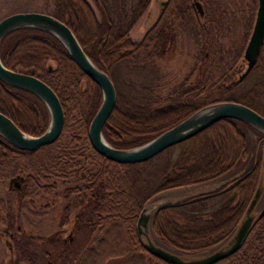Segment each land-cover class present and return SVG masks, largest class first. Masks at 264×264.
I'll return each mask as SVG.
<instances>
[{
  "label": "trees",
  "instance_id": "obj_1",
  "mask_svg": "<svg viewBox=\"0 0 264 264\" xmlns=\"http://www.w3.org/2000/svg\"><path fill=\"white\" fill-rule=\"evenodd\" d=\"M149 1L135 0L127 6L126 0H93L99 16L86 0H50V9L41 10L71 29L84 52L113 83L115 102L101 126L104 139L117 147L140 144L198 107L222 100L221 96L231 93L249 74L254 75L250 86L226 99L264 116V35L255 63L240 79L234 78L256 0H249L241 42L220 55L218 66L214 63L217 18L210 0H199L201 17L191 0H166L154 23L137 41L131 40L128 32ZM185 20L194 22L190 35L196 45L194 64L202 60L200 77L187 83L191 70L165 95L153 97L145 87L125 96L118 86V65L152 66V58L162 56L175 41V22ZM0 60L44 81L57 95L63 112L60 133L48 144L19 149L0 137V223L14 217L13 201L19 216L35 215L44 206L38 196L57 192L65 200L62 219L82 234L75 249L56 231L46 236L53 257L63 264H171L148 252L138 240L135 220L145 200L167 188L214 180L234 168L248 156L247 129L258 135V143L264 141L248 124L224 117L146 160L116 162L98 153L87 137L100 89L54 36L32 27L11 30L0 39ZM213 92L217 97H211ZM159 100L168 104L154 107ZM0 111L29 134H39L48 122L46 106L35 94L2 81ZM260 165V155H255L247 169L217 188L154 211L150 228L155 240L178 253H195L221 242L241 217ZM12 177L22 179L14 188L5 187ZM212 264H264V214L255 219L236 251Z\"/></svg>",
  "mask_w": 264,
  "mask_h": 264
},
{
  "label": "water",
  "instance_id": "obj_2",
  "mask_svg": "<svg viewBox=\"0 0 264 264\" xmlns=\"http://www.w3.org/2000/svg\"><path fill=\"white\" fill-rule=\"evenodd\" d=\"M165 1L162 0L161 4L164 5ZM191 2L201 17L203 10L200 1L191 0ZM23 27L41 29L54 36L62 44L73 62L98 85L101 98L89 121L87 137L90 145L110 160L120 163L146 160L164 148L190 137L214 121L224 117L243 121L264 137L263 115L241 102L222 99L198 107L170 127L140 144L129 147L112 146L101 133V126L115 102V90L110 77L84 52L71 29L51 13L38 10H22L13 11L2 16L0 18V39L7 32ZM263 35L264 0H256L251 31L243 49L242 56L246 61V66L241 75H245L255 63ZM0 81L35 94L44 103L48 111L47 125L39 134H29L21 130L10 117L0 111V137L19 149L27 150L54 141L62 127L63 112L59 99L51 87L35 75L5 66L1 60ZM215 184L207 185L198 193L213 190L216 187ZM263 189L264 179L260 172L253 193L232 232L221 242L197 254L175 252L156 241L151 233L150 221L154 211L181 198L169 196L156 198L158 192L147 198L138 211L135 220L136 235L140 244L148 252L171 264H212L236 251L255 219L264 214V202L260 209L254 212L255 205Z\"/></svg>",
  "mask_w": 264,
  "mask_h": 264
},
{
  "label": "rangeland",
  "instance_id": "obj_3",
  "mask_svg": "<svg viewBox=\"0 0 264 264\" xmlns=\"http://www.w3.org/2000/svg\"><path fill=\"white\" fill-rule=\"evenodd\" d=\"M86 1L90 4L95 14L99 16L98 9L93 0ZM134 1L135 0H126L127 6L132 5ZM160 1L161 0L149 1L146 10L141 14L128 32L131 40L137 41L154 23L160 9ZM49 5L50 0H0V18L13 11L49 10ZM210 5L216 16L215 18H217V50L215 51L216 55L214 56V63L218 66V59L221 57L220 55L226 54L227 50H231L232 47L238 45L243 38L245 32L244 21L249 13V0H210ZM175 23V41L165 48L162 56H154L152 58V66H149L146 69H138L136 67L127 68L122 64L118 65L116 72V77L119 80L118 86L125 96L132 93H140L145 90V87L150 90L149 94L153 97L158 94L165 95L184 78L187 72L191 70L192 72L187 79V83H192L200 77L202 60L194 64L196 45L190 35L191 29L194 27V22L193 20H185L181 23H177V21ZM240 65L242 70L245 69L246 62L243 59V56H241L236 62V67ZM193 66L194 68H192ZM234 76L235 80H237L243 75L236 71ZM253 76V74H249V76L246 77L231 93L224 94V96H221L220 98L226 99V96L237 97L242 91L250 86L254 79ZM211 97H217L216 93L213 92ZM153 104L154 107L160 108L168 104V101L159 100L155 101ZM245 132L249 153L248 156L241 160L234 168L211 181L161 190L157 193L156 198H163L165 196L185 198L198 193L203 190L204 187H207V185L209 186L212 183H216L215 188H217L228 179L247 169L252 163L255 155H260V172L264 179V141L258 143V135L249 129ZM9 183L13 184L11 180H9ZM7 184L8 182L5 187L11 185ZM38 202L40 203V206L43 203L47 204L45 207H40V212L37 213V215L25 216H19L16 203L15 201L12 202L10 208L14 213V217L10 219L9 227L12 228L16 224L21 223L22 228L25 229L27 233H32V237L17 233L18 238L15 240L8 239L9 243L12 245L11 250L9 251L5 241L7 238V232L3 231L4 227L7 225V219L4 223H0V264H6L9 257H12V264H63L60 260L53 257L51 243L46 240V236L55 231L58 232V235L61 238L67 239L68 235H70L68 241L70 242L72 249H75L81 244L82 234L72 230L71 223L62 219V206L64 205L65 200L58 198L57 192L40 194L38 196ZM263 202L264 189L255 205L254 212H257L260 209ZM44 208L45 210L42 211ZM16 240L17 243H15ZM48 251L50 254H46ZM199 252L200 251L189 254L194 255ZM110 264L113 263L111 262Z\"/></svg>",
  "mask_w": 264,
  "mask_h": 264
},
{
  "label": "flooded vegetation",
  "instance_id": "obj_4",
  "mask_svg": "<svg viewBox=\"0 0 264 264\" xmlns=\"http://www.w3.org/2000/svg\"><path fill=\"white\" fill-rule=\"evenodd\" d=\"M162 1V0H161ZM161 1H160V9H159V11H158V15H159V12H160V10H161V8H162V6H163V4H161ZM196 11V10H195ZM196 14H197V16L198 17H200L199 15H198V13L196 12ZM158 17V16H157ZM244 59V58H243ZM246 62V61H245ZM245 68V67H244ZM244 70V69H243ZM243 70H242V67H241V65L240 66H238L237 67V69H236V71L237 72H240V74L243 72ZM16 178L17 177H12V178H10L9 180H12L13 181V184H11V185H9L8 187H10V188H14L15 186H18V184H19V181L22 179V178H20V177H18V179L17 180H19V181H17L16 180ZM46 204L47 203H43V205H44V207L46 206ZM43 211L45 210V208L44 209H42ZM35 215H37V214H35ZM10 219H8L7 221H6V223H7V225L4 227V229H3V231L4 232H7V238L5 239V241H6V243H7V247H8V249H9V251L11 250V247H12V245L9 243V241H8V239H13V240H15L16 238H18V236H17V233H19V234H21V235H28V237H32V233H27L26 231H25V229H23L22 228V224L21 223H18V224H16L14 227H12V228H10L9 227V223H10ZM11 229V230H10ZM27 237V236H26ZM37 237V236H36ZM70 237V235H68V238ZM15 243H17V240L15 241ZM49 253V251L48 252H46V254H48ZM50 254V253H49ZM13 263V260H12V257H9L8 259H7V261H6V264H12ZM49 264H51V263H49Z\"/></svg>",
  "mask_w": 264,
  "mask_h": 264
}]
</instances>
